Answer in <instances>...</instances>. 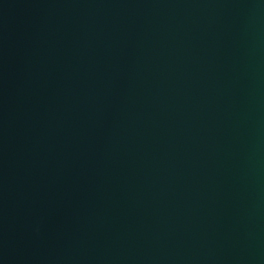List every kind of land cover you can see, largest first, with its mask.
<instances>
[{
  "label": "water",
  "instance_id": "water-1",
  "mask_svg": "<svg viewBox=\"0 0 264 264\" xmlns=\"http://www.w3.org/2000/svg\"><path fill=\"white\" fill-rule=\"evenodd\" d=\"M0 264H264V0H0Z\"/></svg>",
  "mask_w": 264,
  "mask_h": 264
}]
</instances>
